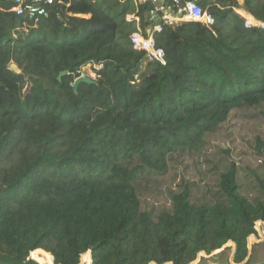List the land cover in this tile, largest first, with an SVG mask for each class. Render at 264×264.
I'll return each instance as SVG.
<instances>
[{
	"label": "trees",
	"instance_id": "obj_1",
	"mask_svg": "<svg viewBox=\"0 0 264 264\" xmlns=\"http://www.w3.org/2000/svg\"><path fill=\"white\" fill-rule=\"evenodd\" d=\"M136 1L64 0L38 22L0 10V264H191L229 243L234 264L248 259L264 222L257 171L254 200L232 162L209 201L194 203L185 186L155 218L135 183L199 152L233 110L264 104V27L236 11L264 23V0H199L212 26L180 21L161 32L127 20L136 7L147 13ZM139 28L153 32L165 64L134 49ZM89 64L102 65L95 83L75 92ZM254 148L264 167L262 137Z\"/></svg>",
	"mask_w": 264,
	"mask_h": 264
},
{
	"label": "rangeland",
	"instance_id": "obj_2",
	"mask_svg": "<svg viewBox=\"0 0 264 264\" xmlns=\"http://www.w3.org/2000/svg\"><path fill=\"white\" fill-rule=\"evenodd\" d=\"M236 11L240 15V12H243L247 17L243 9H236ZM248 20L254 22L249 17ZM92 67V65H87L82 70L84 75L95 78ZM81 74L82 71H80ZM263 112L264 104L254 108L244 106L233 110L229 119L221 125L217 132L207 134L205 144L199 152H193L191 155H173L169 162V171L165 175L141 177L135 183L141 210L151 214L154 218L162 212L171 211L172 196L182 191L185 186H189L194 203L201 204L209 201L211 194L216 190L219 173L226 171L232 162L240 166L241 192L254 200L258 196V190H256V183L250 170L257 171L258 175L264 178V167L261 166V158L254 148L257 136L264 139ZM88 252L90 253L89 258H92L91 252ZM233 252V243H229L211 255L200 254L191 264L220 255H224L223 264H227V261L228 264H234ZM30 256L36 260L35 254L31 253ZM248 261L249 259L245 264ZM79 264L88 263L84 262L81 256Z\"/></svg>",
	"mask_w": 264,
	"mask_h": 264
},
{
	"label": "built area",
	"instance_id": "obj_3",
	"mask_svg": "<svg viewBox=\"0 0 264 264\" xmlns=\"http://www.w3.org/2000/svg\"><path fill=\"white\" fill-rule=\"evenodd\" d=\"M7 1V0H0ZM15 4L12 7L2 5L0 3V10H8L22 14L25 18H32L38 22L40 19H47L50 17V11L46 6L48 5H59L61 0H13ZM138 2L145 3L148 6L146 15L140 16V19L150 20L154 23L153 32H161L165 25H170L180 21H199L206 24L207 26H212L214 24L213 16L205 11L201 5L198 4L199 0H137ZM149 6H153V9H149ZM248 14V12L242 7V5L237 8V10H242ZM185 11L184 15H180L179 11ZM239 13V12H238ZM241 15L245 17L243 12ZM127 19L133 20V18L128 17ZM135 20V19H134ZM136 20V21H137ZM138 21V22H139ZM256 22L253 24L248 20V25H257L264 27V23L253 20ZM153 32L148 29L146 34L139 30L135 31L131 35V42L135 50L142 51L145 53V58L148 61H155L165 64V52L162 48L156 46ZM91 64H89L90 66ZM102 65L96 64L93 67L101 68ZM85 68H83L84 70ZM80 76L84 75V72ZM256 230L258 236L253 237V244L264 243V222L260 221L256 224ZM252 246V245H250Z\"/></svg>",
	"mask_w": 264,
	"mask_h": 264
},
{
	"label": "water",
	"instance_id": "obj_4",
	"mask_svg": "<svg viewBox=\"0 0 264 264\" xmlns=\"http://www.w3.org/2000/svg\"><path fill=\"white\" fill-rule=\"evenodd\" d=\"M149 9H153V6H149ZM11 69L17 73V74H21V70L19 69V67L16 65V64H12L11 65ZM66 74V72H63L61 74L64 75ZM82 83H95L93 77L91 76H86V75H83V76H80L76 79L74 85H73V88H74V91L76 92L79 88V86L82 84ZM92 254L93 252V248L91 247L90 250H89ZM203 254V253H202ZM232 255L234 256V252L232 253ZM52 256V255H51ZM53 257V256H52ZM224 255H220L219 257H216V258H209V259H206L202 262H199L197 264H223L224 262ZM228 259V258H227ZM53 260H54V257H53ZM91 261H92V258H91ZM228 264V261L226 262ZM247 264H264V252L262 254H253L248 263Z\"/></svg>",
	"mask_w": 264,
	"mask_h": 264
},
{
	"label": "crops",
	"instance_id": "obj_5",
	"mask_svg": "<svg viewBox=\"0 0 264 264\" xmlns=\"http://www.w3.org/2000/svg\"><path fill=\"white\" fill-rule=\"evenodd\" d=\"M137 2V1H136ZM67 5V6H69V4L68 3H65L64 2V0H61V3L59 4V6H61V5ZM136 6H137V4H136ZM56 14H57V17L60 19V20H64L65 19V17L66 16H74V15H72V14H70V13H68V12H65V11H60V10H58L57 12H56ZM248 15H249V13H248ZM78 16H82V15H78ZM140 14H139V10H138V8L136 7V10L131 14V15H128V17H131V18H133V19H135V20H137V19H140ZM84 17H87V16H84ZM127 20H129V19H127ZM137 21H139V20H137ZM250 245H252V246H250ZM233 246H234V251H235V244L233 243ZM255 252V253H254ZM264 252V243L263 244H261V245H257L256 246V244H253V237H250V239H249V257H248V259H250V257L253 255V254H262Z\"/></svg>",
	"mask_w": 264,
	"mask_h": 264
},
{
	"label": "clouds",
	"instance_id": "obj_6",
	"mask_svg": "<svg viewBox=\"0 0 264 264\" xmlns=\"http://www.w3.org/2000/svg\"><path fill=\"white\" fill-rule=\"evenodd\" d=\"M249 16H251L252 18H253V16L251 15V14H249ZM254 19V18H253ZM254 20H256V19H254Z\"/></svg>",
	"mask_w": 264,
	"mask_h": 264
},
{
	"label": "bare ground",
	"instance_id": "obj_7",
	"mask_svg": "<svg viewBox=\"0 0 264 264\" xmlns=\"http://www.w3.org/2000/svg\"><path fill=\"white\" fill-rule=\"evenodd\" d=\"M45 264H48V262H47V261H45Z\"/></svg>",
	"mask_w": 264,
	"mask_h": 264
}]
</instances>
